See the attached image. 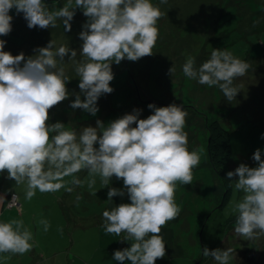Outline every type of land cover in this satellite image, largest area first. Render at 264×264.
Instances as JSON below:
<instances>
[{"label": "clouds", "instance_id": "1", "mask_svg": "<svg viewBox=\"0 0 264 264\" xmlns=\"http://www.w3.org/2000/svg\"><path fill=\"white\" fill-rule=\"evenodd\" d=\"M167 3L64 0L58 7L57 0L51 6L46 0H0V37L13 30L9 14L13 9L17 15L23 14L29 29L47 30L61 21L64 32H71L77 10L86 18L78 33L79 49L63 44L56 47L51 39L46 46L34 48L31 56L23 52L13 55L4 50L7 42L0 39V175L6 173V179L23 185L26 200L37 191L73 193L85 182L92 189L97 177L108 189L107 201L126 196L129 202L102 213L104 233L130 244L113 252L112 260L118 264H156L166 256L162 229L182 211L175 200L177 182L191 185L193 170L201 160V150L188 149L184 130L188 113L175 103L163 107L148 104L151 114L146 118H141L142 109L134 108L107 124L97 119L95 127L77 131L68 130L60 121L50 123V110L74 96L69 103L72 110L97 116L98 100L114 91L110 86L112 65L153 56L158 21L165 15L160 5ZM66 63L75 65L79 92L67 87L71 79L63 66ZM249 67L247 61L224 48L213 49L199 66L188 56L182 72L200 85L218 87L232 101L240 92L234 82ZM174 71L173 66L168 75ZM260 138L264 140V133ZM250 159L254 167L240 163L225 179L229 189L242 194L228 205L235 216L234 232L254 240L264 236V150L255 149ZM81 172L87 173L84 180ZM113 178L122 181L123 187H112ZM81 199L78 194L77 202ZM38 225L44 233L51 228L45 218ZM57 231L63 234L62 227ZM34 246V234L23 219L0 221V254L23 256ZM201 253L213 264H230L233 259L231 248L203 246Z\"/></svg>", "mask_w": 264, "mask_h": 264}, {"label": "rangeland", "instance_id": "2", "mask_svg": "<svg viewBox=\"0 0 264 264\" xmlns=\"http://www.w3.org/2000/svg\"><path fill=\"white\" fill-rule=\"evenodd\" d=\"M52 2L46 0L50 6ZM63 2L57 0V6H62ZM151 2L159 4V0ZM160 10L165 15L158 21L159 37L152 50L153 56L138 62L124 60L119 65H112L114 80L110 86L114 91L98 100L100 111L97 116L80 109L72 110L69 103L73 96L50 110L49 122L60 121L68 130L79 131L84 126L95 127L97 119L107 124L131 113L134 108L142 109L141 118H146L151 114L148 104L158 107L172 103L182 105L188 113L184 129L188 133V149L201 150V160L193 170L191 185L183 186L177 182L175 200L182 211L162 229L166 256L156 264H213L210 258L202 256L203 246L210 250L233 249L230 264L239 263L242 256L253 254L256 249L260 253L254 258H259L264 248V236L248 240L234 232L235 216L228 205L242 194L229 189L223 204L226 188L223 178L209 163L206 122L217 120L230 134L231 155L223 167L225 175L240 163L255 166L250 159L254 150H264V140L260 138L264 133V46L256 45L264 42L260 34L264 32V0H168L167 4L160 5ZM9 14L13 16V30L0 39L7 42L4 50L13 55L23 52L25 56H31L34 48L46 46L51 39L56 41V47L63 44L80 48L82 41L78 33L86 18L79 10L71 32H64L61 21H57L55 28L29 29L23 14L17 15L15 9ZM218 26L225 28L217 29ZM246 36L248 40L244 41ZM233 41L235 44L230 45ZM224 48L250 65L246 75L234 82L240 92L232 101H228L218 87L200 85L187 79L182 72L188 56L194 57L199 66L210 58L213 49ZM67 59L65 57L66 62ZM63 66L71 79L68 89L79 92L75 65L66 63ZM173 66L175 71L170 76L168 72ZM79 176L84 180L87 173L81 172ZM5 177L6 173L0 175V183L8 192L14 190L17 194L20 186ZM111 186L122 188L123 184L113 178ZM107 191L97 177L92 189L85 182L73 193L64 189L56 193L37 191L31 200L20 201L24 208L17 219H23L33 232L35 246L23 256L0 254V264H118L112 260L113 252L130 247V244L120 242L119 236L104 233L102 213L129 201L126 196L123 199L114 197L113 203L107 201ZM78 194L83 199L77 202ZM15 211L19 215L16 208ZM41 218L51 223L47 233L38 225ZM58 227L63 228L62 235L57 231Z\"/></svg>", "mask_w": 264, "mask_h": 264}, {"label": "trees", "instance_id": "3", "mask_svg": "<svg viewBox=\"0 0 264 264\" xmlns=\"http://www.w3.org/2000/svg\"><path fill=\"white\" fill-rule=\"evenodd\" d=\"M226 23H228V22L225 21V24ZM221 28H225V27L224 26L223 27L218 26L217 29H221ZM231 30H232L231 33L236 32V31H233V29H231ZM260 34H261V39H264V32H262ZM238 36L240 37V35H238ZM239 37H237V38H239ZM243 39H244V41L248 40L247 36L245 38L243 37ZM234 44H235V41L230 43V45H234ZM250 45H255V43H251ZM256 45L264 46V42L257 43ZM206 129H207L208 136H209V140L207 142V154H208L209 163L211 164L212 169L220 177L223 178L222 182L226 188V190L224 191V198H223V204H224V202L226 201V199L229 195V188L227 187V183H226V179H225L226 175H225V172L223 170V167L227 164V161L231 155L230 134L226 129H224L221 126V124L217 120L207 121L206 122ZM262 250H263V252H261L262 253L261 257L254 258L257 256V254L260 253V250L256 249V251L253 254H245L244 256H242L240 258V260H238L239 263H237V264H262L263 263V257H264V248H262Z\"/></svg>", "mask_w": 264, "mask_h": 264}, {"label": "crops", "instance_id": "4", "mask_svg": "<svg viewBox=\"0 0 264 264\" xmlns=\"http://www.w3.org/2000/svg\"><path fill=\"white\" fill-rule=\"evenodd\" d=\"M5 185L0 183V197H2L3 199L0 200V221L4 220V221H8L10 219L13 218H18L20 216H22V211L24 208V204H20V201H25L27 202V200L22 197L24 196V188H22L21 186L18 187V192L17 194L14 193V190H11L8 192V189L4 187ZM15 194L17 195V203H18V207H8V201H9V197L10 195ZM63 207V206H62ZM15 208L17 209V211H19V215L18 213L15 211Z\"/></svg>", "mask_w": 264, "mask_h": 264}, {"label": "built area", "instance_id": "5", "mask_svg": "<svg viewBox=\"0 0 264 264\" xmlns=\"http://www.w3.org/2000/svg\"><path fill=\"white\" fill-rule=\"evenodd\" d=\"M15 197V198H13ZM8 207H18V203H17V195L12 194L9 197V201H8Z\"/></svg>", "mask_w": 264, "mask_h": 264}]
</instances>
